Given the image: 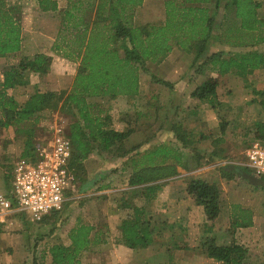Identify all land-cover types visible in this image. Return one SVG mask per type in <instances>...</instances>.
Segmentation results:
<instances>
[{
	"label": "crops",
	"instance_id": "crops-1",
	"mask_svg": "<svg viewBox=\"0 0 264 264\" xmlns=\"http://www.w3.org/2000/svg\"><path fill=\"white\" fill-rule=\"evenodd\" d=\"M55 1V12H42L36 4L34 39L21 30L20 51L0 58V84L4 73L16 68L23 58H50L46 74L22 73L25 81L31 75L40 77L25 98L15 96L23 92V83L6 90L17 103L27 101L35 93L71 94L75 77L81 71L79 59L64 57L70 49L61 46L62 32L66 29L68 41L77 31L90 28L101 0ZM131 11L132 28L144 29L146 38L141 46L148 54L143 59L146 72H138L136 95L86 99L87 104L96 99L111 101L107 113L102 116L98 111V115L108 117V129L128 135L108 150H98V154L92 151L82 162L85 167L90 160L96 164L93 170L86 171L87 187L80 192L81 197L97 195L99 200L90 212L77 208L75 217L68 221L67 232L77 218L93 228L91 244L82 253L81 264H224L208 257L205 242L209 238L221 242L228 236L244 251L241 264H264V188L243 181L233 171V167L243 168L244 162L237 161L242 144L237 134L256 125L261 132L264 130V64L242 77L235 73H196L215 54L226 59L234 55L264 56V0H141ZM25 14L20 8L16 15L22 29ZM24 36L28 37L27 43L33 42L29 52L23 49ZM161 44L166 51L159 56L156 48ZM210 77L218 78L219 105L215 108L192 97ZM251 94H256L258 102L250 99ZM249 99L260 110L259 118L254 117L252 122ZM139 100H152L155 104H142L140 109L117 106ZM221 123L222 132L213 138L212 132ZM23 141L0 115V165L21 158ZM159 152L162 154H156ZM134 176H140L142 184L130 186L128 181ZM111 180L122 183L113 188L108 183ZM189 180L203 181L218 189L219 213L213 222H206L203 207L187 194ZM103 182L107 185H98ZM153 185L161 187L148 199L144 188ZM135 208L143 211L149 230L154 229L145 248L131 249L123 238V225L132 223ZM244 218L251 220L250 226L240 225ZM155 219L162 226L166 224V235H159L152 223ZM3 220L0 217L1 224ZM50 237L42 245L57 242L54 235ZM0 240L9 242L8 247H0V264H27L28 254L13 243L10 245V232L1 231ZM10 247L15 249L10 251ZM47 249H43L44 259L45 264H50Z\"/></svg>",
	"mask_w": 264,
	"mask_h": 264
},
{
	"label": "trees",
	"instance_id": "trees-1",
	"mask_svg": "<svg viewBox=\"0 0 264 264\" xmlns=\"http://www.w3.org/2000/svg\"><path fill=\"white\" fill-rule=\"evenodd\" d=\"M12 1L0 0V58L18 53L21 47V26L19 18H16V15L20 13V7L12 5ZM140 3L141 0H101L97 5L95 20L90 28L86 27L77 31L73 39L68 41L66 29L62 32L61 46H67L70 49L69 52L64 53V57L79 59L81 64V71L75 77L72 92L66 97L68 105L73 106L82 122L81 125L74 124L69 130L72 147L71 167L78 180V191H82L85 187L80 185V177L76 172L81 169L82 162L92 151L108 150L114 143H122L128 135V132L116 133L108 129V117H100L99 112L94 113L86 99L128 95V92L120 89L121 84L124 86L132 84V88L136 86V90L130 93L136 95L138 72L140 70L146 72L143 59L148 56L145 47L141 46L143 39L146 38L142 34L144 29H135L131 25V10ZM36 4L42 12H55L57 9L55 0H36ZM156 51L159 56L164 55L166 47H162V44L158 45ZM49 63L50 58L43 55L23 58L16 68L4 73L3 83L0 84V113L6 111L9 118L7 122L13 126L15 133L24 132L19 135L26 138L24 146L26 150L23 151L21 158H29L26 151L29 147L33 124L39 120L40 114L44 113L46 108H49L51 104L54 106V101H58L62 93L59 95L51 92L35 93L19 106L14 98L6 93V90L23 83L21 81L23 72L46 74ZM263 64L264 56L258 54L234 55L228 59L221 54H215L205 65L199 66L196 73L203 75L205 71H210L218 76L235 73L242 77ZM217 84L218 78H207L192 93V97L212 108L218 107ZM23 126L25 130L22 129ZM263 135L264 130L262 132L259 130L262 140H264ZM160 152L156 154H162ZM240 169L249 173L245 168ZM128 184L130 186L142 184V178L134 176L130 178ZM160 187L161 185L146 187L144 193L148 199H151ZM186 192L196 205L203 207L206 222H213L217 218L219 192L214 185L189 180ZM143 216V211L135 208L132 223L126 222L123 225V238L131 249L145 248L150 244L154 229L149 230L150 223L143 221ZM240 225L250 226L251 220L244 218ZM92 230L91 226L77 219L68 232L69 245L56 244L47 249L51 259L50 264H81L82 253L91 244ZM205 246L208 257L224 264H241L244 251L236 245L232 237L221 242L209 238Z\"/></svg>",
	"mask_w": 264,
	"mask_h": 264
},
{
	"label": "rangeland",
	"instance_id": "rangeland-1",
	"mask_svg": "<svg viewBox=\"0 0 264 264\" xmlns=\"http://www.w3.org/2000/svg\"><path fill=\"white\" fill-rule=\"evenodd\" d=\"M12 5H16L19 6L20 8H22V12H25V16H22V20L24 23V28L21 30H23L24 32L27 31V33L31 36V39H34V32H35V24H36V2L35 0H15L14 3H11ZM27 38L26 36L23 37V43L25 44V47L23 49L27 50L28 52L31 51L30 50V46L33 44L27 43ZM33 41V40H32ZM29 77V79H28ZM27 77V81L23 79H21V81L23 82V92H17L15 94V96L17 97H21V98H25L28 93H30L32 91V87L33 86H37V81L40 80V77L35 76V75H31ZM29 81V84H28ZM22 84V83H21ZM120 89L122 88L124 92H128V95L122 94L119 96H126V97H132L134 95H131L130 93H133L136 90V86H133L132 88V84H127L124 86V84L120 85ZM124 86V88H123ZM256 90V88H252V90ZM17 90V89H15ZM247 90V89H246ZM252 90H247L248 92L252 93ZM18 91V90H17ZM257 93V92H256ZM69 94H67V92H63L58 101H54V106H51L49 108H46V110L44 111V113L40 114L39 120L33 124L32 126V132H31V136H30V141H29V147L27 149V153L29 158L30 157H37L38 154L40 153L41 149L45 146L46 142L49 140V138L51 137V135L55 132V131H59L60 133H64L65 135H67L69 137V130L70 127L73 126L74 124H80L81 125V121L77 116V111L73 108V106H69L68 102L66 101V97ZM252 95V101L254 102H258V99L256 96V94H251ZM13 97V96H12ZM118 97V95L116 96ZM107 98V97H105ZM250 99L248 102V105L250 106L251 109V122L253 121L252 119L255 117L256 119H258V115L260 114V110L258 108L257 103H250ZM24 100H22L23 102ZM22 102H18L19 104ZM111 101H108L107 99H96V100H92L90 102V107H92V110L94 113H97L98 111H100V115L103 116V114L107 113L108 108L110 109L112 105H110ZM236 103H241V101H235ZM25 103V101H24ZM22 103V104H24ZM143 105H146L147 107H152L155 103L152 100H139V101H135V103L131 104V103H121L119 105H117L118 107L122 108V109H126L128 107H132L134 109H140L143 108ZM8 113L6 111L2 112L0 115L3 118L4 121H8ZM246 119V117H244ZM241 122H243V120L241 119ZM248 122H245V125H247ZM222 128H223V124H220V127L218 128L217 131L212 132L213 138H215L220 131L222 132ZM23 130H25V126L22 127ZM19 133V134H23ZM241 133H243L241 135ZM23 138V140L25 141L26 138L24 139L23 135H19ZM237 136L239 137V143H242L241 146L239 147V151L237 152V161H244V151L246 150V148L252 144L255 141H261L264 142V140L261 139V137L259 136V127L258 125L252 127L250 126L249 128H244L243 130H241L239 132V134H237ZM262 136V135H261ZM237 137V138H238ZM17 136L15 138V143L17 141ZM202 138V137H200ZM23 141V142H24ZM97 145V143H95ZM16 146V145H14ZM95 146V145H94ZM15 150H18V147H14ZM14 148H12L14 150ZM26 150L25 147L23 149V151ZM15 152V151H14ZM13 152V153H14ZM97 152V151H96ZM23 153V152H22ZM21 153V155H22ZM99 152H97L98 154ZM96 154V153H93ZM96 156V155H95ZM20 158V157H19ZM18 158V159H19ZM17 159V160H18ZM7 161L6 163L0 165V193H4L6 191L7 188V175L10 172L13 164L17 161ZM95 161L94 160H90L89 162H87L86 167L83 166V164H81V169L76 170L77 175L79 178V183L80 185H85V181H88L86 177V171L87 169H94L95 168ZM90 171V170H89ZM91 174V173H90ZM109 185L112 186L113 188H116L118 185H120V183H122L121 181H117V180H111L108 181ZM100 185H107V183L103 182V183H99ZM86 185L84 187V189H82V192L86 191ZM98 187V186H97ZM93 192L96 191L95 189H92ZM81 191H78L77 194H74L73 198H71L69 201H67V203L65 204V208L64 210H62L59 213H53L49 216H47L41 223L39 224H34L31 223L24 215L20 214V213H16L14 215H8L4 218L3 222L4 224L0 223V232L1 231H5L7 233H11V238L12 240L10 245H14V247L16 246L17 248H22L23 251H25L28 254L29 260L26 262L27 264H29V262L31 261V264H45V259H44V248L47 249L48 247L52 246V245H56V244H60L63 246H68L69 245V240H68V232H67V227H68V221L72 218L75 217V213L77 208L81 211V210H87L88 212H90V209L94 208L95 203H97L96 201L99 200V198L97 197V195H91L90 197H81ZM97 199V200H96ZM73 206H75L73 208ZM73 208V209H72ZM102 214V213H101ZM11 219H15V224H12L10 221ZM77 219H81L82 221H84L82 218H77ZM153 225H155L156 230L159 231V235L162 234V236L166 235V224L164 226H162L160 221H157L156 219L152 221ZM160 223V224H158ZM44 224V225H42ZM41 228H44L45 230H43V232L41 231ZM48 231V232H47ZM47 232V233H46ZM67 232V233H66ZM66 233V234H65ZM10 235V234H9ZM54 235L56 237V241L57 242H51L52 245L49 244L48 245H42V242L44 241V239H50L52 236ZM53 238V237H52ZM228 238H230V236H228ZM225 240V239H224ZM223 241V240H222ZM219 242V240H218ZM48 243V242H47ZM9 244L8 240L4 241V240H0V247H8L7 245ZM14 247H10L9 250L11 251V249H15ZM16 248V249H17ZM46 252V251H45Z\"/></svg>",
	"mask_w": 264,
	"mask_h": 264
},
{
	"label": "built area",
	"instance_id": "built-area-1",
	"mask_svg": "<svg viewBox=\"0 0 264 264\" xmlns=\"http://www.w3.org/2000/svg\"><path fill=\"white\" fill-rule=\"evenodd\" d=\"M71 157L69 137L55 131L37 157L19 158L7 175L6 191L0 193V217L20 213L39 224L64 210L78 192ZM241 167L264 181V142L255 141L246 148Z\"/></svg>",
	"mask_w": 264,
	"mask_h": 264
},
{
	"label": "water",
	"instance_id": "water-1",
	"mask_svg": "<svg viewBox=\"0 0 264 264\" xmlns=\"http://www.w3.org/2000/svg\"><path fill=\"white\" fill-rule=\"evenodd\" d=\"M233 171H236L237 174L240 176V178L243 181H247L249 184H251L253 186H258V187L264 188V181L263 180L258 179L256 177L252 176L251 174L238 169L237 167H233Z\"/></svg>",
	"mask_w": 264,
	"mask_h": 264
}]
</instances>
